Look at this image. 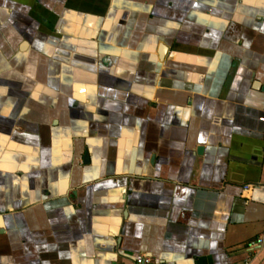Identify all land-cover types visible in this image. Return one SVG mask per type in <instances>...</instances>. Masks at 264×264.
I'll return each instance as SVG.
<instances>
[{
	"label": "crops",
	"instance_id": "0c3cea01",
	"mask_svg": "<svg viewBox=\"0 0 264 264\" xmlns=\"http://www.w3.org/2000/svg\"><path fill=\"white\" fill-rule=\"evenodd\" d=\"M140 256L264 264V0H0V264Z\"/></svg>",
	"mask_w": 264,
	"mask_h": 264
},
{
	"label": "built area",
	"instance_id": "2783aa9c",
	"mask_svg": "<svg viewBox=\"0 0 264 264\" xmlns=\"http://www.w3.org/2000/svg\"><path fill=\"white\" fill-rule=\"evenodd\" d=\"M245 188H249V186L245 187ZM263 240L262 238H259L256 243L258 245L262 244ZM121 264H157L155 263L150 257L148 256H140L130 262L127 263H121Z\"/></svg>",
	"mask_w": 264,
	"mask_h": 264
},
{
	"label": "water",
	"instance_id": "95a60500",
	"mask_svg": "<svg viewBox=\"0 0 264 264\" xmlns=\"http://www.w3.org/2000/svg\"><path fill=\"white\" fill-rule=\"evenodd\" d=\"M198 152H200V150H198ZM86 158H87V156L85 155V156H84V160H85V161H86Z\"/></svg>",
	"mask_w": 264,
	"mask_h": 264
}]
</instances>
